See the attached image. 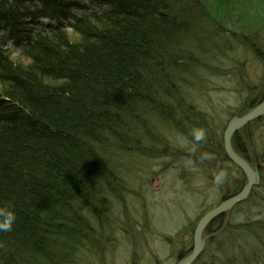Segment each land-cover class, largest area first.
<instances>
[{"label":"trees","instance_id":"obj_1","mask_svg":"<svg viewBox=\"0 0 264 264\" xmlns=\"http://www.w3.org/2000/svg\"><path fill=\"white\" fill-rule=\"evenodd\" d=\"M242 47L264 67V0H0V205L17 215L13 230L0 232V264L103 262L117 230L137 222L125 196L139 158H184L183 178L188 162L221 173L222 196L197 220L236 194L245 175L214 129L223 134L235 113L201 100L214 86L206 79L222 75ZM235 95L240 113L255 106L264 76ZM231 140L259 183L233 206L243 222L231 209L208 222L192 264H261L215 250L240 239L264 250V114ZM226 165L238 173L232 181L218 169ZM196 222L167 239L193 233Z\"/></svg>","mask_w":264,"mask_h":264},{"label":"rangeland","instance_id":"obj_2","mask_svg":"<svg viewBox=\"0 0 264 264\" xmlns=\"http://www.w3.org/2000/svg\"><path fill=\"white\" fill-rule=\"evenodd\" d=\"M242 50L234 54L232 65L223 69L222 75L212 76V81H209V78L206 79L208 86L212 83L214 86L202 96L201 101L205 108L212 110L214 106L216 108L221 106L219 111L223 109L221 111L223 114L225 110H228V113L224 115L230 116V112L238 111L236 107L241 99L239 95H235V91L243 92L247 84L254 86L260 78H263V64L253 58L245 47H242ZM228 78H234L230 88L222 85ZM214 129L217 130L218 137H222V133L216 126ZM173 137L175 138V135ZM172 142L175 145L166 149L167 151H175L178 147L174 141ZM211 146L214 147V145ZM213 156L218 157L219 153L215 152ZM174 158V156H166L138 159L137 167L134 166V171L128 175L130 191L125 196L126 215L130 220L135 219L137 222L133 220L130 224L123 223L126 230H117L113 254H109L103 262L96 264H134L132 259L134 249L136 252L134 260L137 264H157L156 260L163 264H170L174 263L178 245L185 241L186 245H189L193 239L189 229L183 231L173 244L167 238L174 237L179 231L184 230L183 227L190 220L197 221V215L222 196V190L218 186L223 185V179L219 176L221 173H215L214 169L211 170L208 165L198 168L197 165H191V162L185 165L188 167H186L187 178H183L179 168L184 166L185 159L175 161ZM218 169L228 173L226 177L231 176V181L238 174L232 172L229 165ZM245 209L243 208L244 211ZM117 214L119 216L118 210ZM230 215L237 223L245 219L244 212L234 207L231 208ZM121 216L124 219V214ZM229 247L227 250L223 245V248L216 249L217 256L227 254L230 258H237L243 255L251 261L257 260L264 264V250L254 239L249 244L240 239L238 243ZM210 248L213 251V248ZM241 260L237 263H241Z\"/></svg>","mask_w":264,"mask_h":264},{"label":"water","instance_id":"obj_3","mask_svg":"<svg viewBox=\"0 0 264 264\" xmlns=\"http://www.w3.org/2000/svg\"><path fill=\"white\" fill-rule=\"evenodd\" d=\"M262 114H264V99L257 103L256 106L246 111L244 114L240 116L235 115L226 124L222 137L223 149L230 161L238 166L242 172H244L246 176L245 184L238 191V193L223 199L217 203L216 206L208 209L200 216L194 226L195 229L192 233V250L186 256L180 258L176 264H192L203 250L202 248L204 245V238L202 237V232L208 222L218 217V215L223 214L225 211H228V209L232 208L239 201L244 200L249 195L250 189L259 183L258 172L249 163V161H247L237 151L234 150L231 136L239 127L245 125L247 122L253 119H256V117H259Z\"/></svg>","mask_w":264,"mask_h":264},{"label":"clouds","instance_id":"obj_4","mask_svg":"<svg viewBox=\"0 0 264 264\" xmlns=\"http://www.w3.org/2000/svg\"><path fill=\"white\" fill-rule=\"evenodd\" d=\"M203 133L196 132L195 138L197 140L202 139ZM17 220V215L14 208L11 205H0V232H11L13 226Z\"/></svg>","mask_w":264,"mask_h":264},{"label":"flooded vegetation","instance_id":"obj_5","mask_svg":"<svg viewBox=\"0 0 264 264\" xmlns=\"http://www.w3.org/2000/svg\"><path fill=\"white\" fill-rule=\"evenodd\" d=\"M178 255H179V254L175 255V258H177V257H178Z\"/></svg>","mask_w":264,"mask_h":264}]
</instances>
